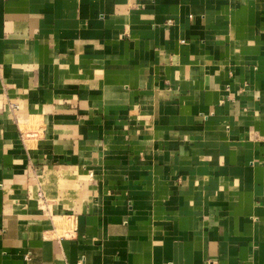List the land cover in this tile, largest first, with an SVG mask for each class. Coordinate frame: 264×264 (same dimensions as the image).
<instances>
[{"label": "crops", "instance_id": "1", "mask_svg": "<svg viewBox=\"0 0 264 264\" xmlns=\"http://www.w3.org/2000/svg\"><path fill=\"white\" fill-rule=\"evenodd\" d=\"M0 264H264V0H0Z\"/></svg>", "mask_w": 264, "mask_h": 264}, {"label": "rangeland", "instance_id": "2", "mask_svg": "<svg viewBox=\"0 0 264 264\" xmlns=\"http://www.w3.org/2000/svg\"><path fill=\"white\" fill-rule=\"evenodd\" d=\"M8 107H9V109L11 110V111H13V113H14V111L15 110H17V109H19V103L17 102H11V101H8ZM17 125L19 126V127H21V124H20V121H19V123L17 122ZM26 126H25V128H24V132L22 131V130H20L22 133V138L24 137V136H26V135H28V136H30V135H33L34 137H36L35 135H37L36 134V132H29V134L26 132ZM33 133V134H32ZM27 137V136H26Z\"/></svg>", "mask_w": 264, "mask_h": 264}]
</instances>
